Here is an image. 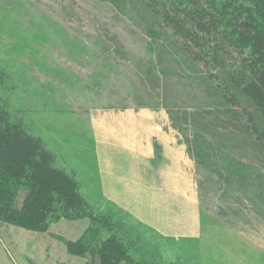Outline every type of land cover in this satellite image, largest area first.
Listing matches in <instances>:
<instances>
[{"label": "trees", "instance_id": "1", "mask_svg": "<svg viewBox=\"0 0 264 264\" xmlns=\"http://www.w3.org/2000/svg\"><path fill=\"white\" fill-rule=\"evenodd\" d=\"M92 1L126 17L146 41L149 61L134 64L140 87L202 172L200 202L205 187L218 185L221 198L247 201L264 219V0ZM106 44L126 57L116 37L97 46L109 51ZM17 88L0 61V221L43 233L61 218L89 217L78 240L62 241L68 254L87 264H151L126 242L121 216L89 215L74 176L57 168V156L11 105L7 95Z\"/></svg>", "mask_w": 264, "mask_h": 264}, {"label": "rangeland", "instance_id": "2", "mask_svg": "<svg viewBox=\"0 0 264 264\" xmlns=\"http://www.w3.org/2000/svg\"><path fill=\"white\" fill-rule=\"evenodd\" d=\"M132 27L112 7L92 0H0V61L9 64L18 87L7 95L11 105L31 134L57 156V168L74 176L89 215L121 216L129 231L126 242L146 263L264 264V219L247 201L221 198L218 185L205 187L200 202L197 183L203 174L196 168L191 175L188 171L197 187L192 195L194 237L163 235L102 194L92 122L97 116L126 110L151 114L156 162L162 160L161 134L185 147L167 113L140 87L134 64L150 56L143 36ZM107 35L124 47L125 58L108 44L109 51L99 49L97 44L106 42ZM24 197L18 187L15 208H21ZM90 223L89 217L61 218L47 232L37 233L0 221V264H87L88 259L68 254L62 241L78 240Z\"/></svg>", "mask_w": 264, "mask_h": 264}, {"label": "crops", "instance_id": "3", "mask_svg": "<svg viewBox=\"0 0 264 264\" xmlns=\"http://www.w3.org/2000/svg\"><path fill=\"white\" fill-rule=\"evenodd\" d=\"M133 112L109 111L92 121L96 128L95 154L102 194L163 235L194 237L197 220L192 195L197 187L194 177L192 180L188 175V171L190 175L194 173V162L185 147L169 142L163 134L162 160L156 162L152 147L153 116ZM155 164L167 167L156 169ZM179 209H183L181 214L176 212Z\"/></svg>", "mask_w": 264, "mask_h": 264}]
</instances>
